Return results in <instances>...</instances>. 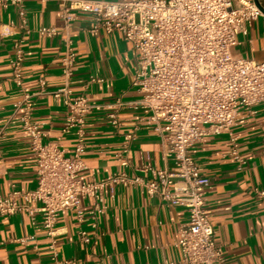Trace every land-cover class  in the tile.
Returning a JSON list of instances; mask_svg holds the SVG:
<instances>
[{
  "label": "crops",
  "instance_id": "1",
  "mask_svg": "<svg viewBox=\"0 0 264 264\" xmlns=\"http://www.w3.org/2000/svg\"><path fill=\"white\" fill-rule=\"evenodd\" d=\"M264 8V0H257ZM93 18L79 13L66 27L58 0H26L24 14L16 5L0 6V196L12 189H34L36 157L29 133L22 127V111L16 110L18 88L12 79L9 61L15 44L25 50L24 83L32 90L45 79L50 93L33 101V116L42 122L45 141H58L68 154L73 152L75 135L62 132L67 107L62 97L51 92L63 85L61 57L64 41L71 38L77 51L72 79L75 94L90 102L110 103L117 99L134 101L140 92L134 84L135 53L122 33L91 32ZM40 27H54L58 33L41 35ZM238 54L264 61V17L238 35ZM92 77L102 79L90 82ZM255 113L228 132L208 135L191 147V152L211 179L206 207L210 211L216 241L222 246L226 264H264V201L256 195L264 188V102L254 105ZM122 125L113 127L106 110L87 117L86 148L83 160L88 168L84 179H99L126 170L144 178L152 175L142 166L173 169L164 155V144L142 109L119 111ZM134 133L129 142L127 134ZM245 164L230 154L232 138ZM129 143V165H120L116 154ZM105 210L98 214L97 227L91 213L92 200L84 199V218L64 210L57 222L58 257L68 264H165L180 261L177 245L179 227L188 220L181 205L151 196L140 186L114 185L104 190ZM39 204L10 215L0 214V264H51L49 239L42 224ZM81 231L91 242L81 239ZM27 237L26 242L18 239Z\"/></svg>",
  "mask_w": 264,
  "mask_h": 264
},
{
  "label": "built area",
  "instance_id": "2",
  "mask_svg": "<svg viewBox=\"0 0 264 264\" xmlns=\"http://www.w3.org/2000/svg\"><path fill=\"white\" fill-rule=\"evenodd\" d=\"M26 0H0V6L16 5L24 14ZM62 18L68 27L79 13L93 18L91 32H120L135 53L134 84L140 97L134 101L117 99L110 103L90 102L84 94H75L72 79L76 71L77 51L71 38L64 41L61 57L63 85L51 92L62 97L67 107L62 132H73L75 145L68 154L58 141H45L42 122L33 116V101L39 94L50 93L45 79L32 90L24 83L25 50L15 44L9 61L19 98L16 110L22 111L21 124L29 133L36 157L37 185L22 191L14 188L0 196V214L10 215L30 209L38 203L42 224L49 239L51 264H68L58 257L57 222L64 210H74L79 221L84 218L82 202L92 200L91 213L97 227L98 214L105 210L104 190L114 185L140 186L151 196L183 206L188 220L179 227L177 245L180 261L165 264H226L222 246L216 241L210 211L206 207L211 179L191 152V147L208 135L228 132L255 113L254 105L264 102V61L238 54V35L264 12L255 0H58ZM39 33L52 36L54 27H40ZM92 77L90 82L101 81ZM142 109L164 144V155L173 169L142 166L152 175L144 178L126 170L99 179H84L88 168L83 160L86 148L87 117L106 110L109 123L119 128V111ZM135 134L129 133V142ZM116 154L120 165H129V143ZM231 155L242 169L245 160L232 138ZM264 201V188L256 189ZM81 239L91 237L81 231ZM28 238L18 240L26 242Z\"/></svg>",
  "mask_w": 264,
  "mask_h": 264
},
{
  "label": "water",
  "instance_id": "3",
  "mask_svg": "<svg viewBox=\"0 0 264 264\" xmlns=\"http://www.w3.org/2000/svg\"><path fill=\"white\" fill-rule=\"evenodd\" d=\"M255 2L257 3V0H255ZM257 5H258V3H257ZM258 6L264 12V8L262 6H260V5H258Z\"/></svg>",
  "mask_w": 264,
  "mask_h": 264
}]
</instances>
